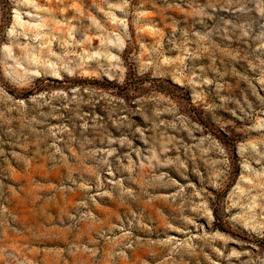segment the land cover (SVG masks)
<instances>
[{"label": "rangeland", "instance_id": "obj_1", "mask_svg": "<svg viewBox=\"0 0 264 264\" xmlns=\"http://www.w3.org/2000/svg\"><path fill=\"white\" fill-rule=\"evenodd\" d=\"M0 264H264V0H0Z\"/></svg>", "mask_w": 264, "mask_h": 264}]
</instances>
